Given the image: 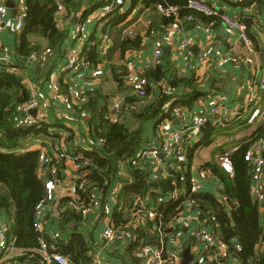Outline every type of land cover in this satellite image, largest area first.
Listing matches in <instances>:
<instances>
[{
  "label": "crops",
  "instance_id": "1",
  "mask_svg": "<svg viewBox=\"0 0 264 264\" xmlns=\"http://www.w3.org/2000/svg\"><path fill=\"white\" fill-rule=\"evenodd\" d=\"M4 1L6 4L15 3V0ZM208 1L222 6L228 15L239 17L247 23L249 26L248 36H250L253 45L252 51L248 50L239 31L229 30L216 18L209 17L207 20H203L195 15L194 21L186 22L183 25L181 33L173 25L165 27L159 23L163 16L158 12L157 5L156 7L152 5L148 9L140 2L131 8L128 1L124 6H118L114 9L115 12L121 14L127 13L126 20L119 24L118 28H125L123 32L130 38L141 36L142 45L139 49L130 48L123 54L120 49L111 51L114 47V31L108 23L116 16L115 12L107 20H100L95 14L101 7L100 3H103L101 0H63L66 11L60 18H55V22L58 29L66 33V37L57 48L52 49L48 65L44 69L29 62L28 56L20 57L16 54V35L20 31L17 32L10 26H5L1 39L4 48L12 60L17 63L19 74L24 77L26 87L30 92L36 93L39 101L37 118L47 125L61 124L56 129L57 134L51 133L54 139L52 142H62V149L70 153H78L85 146L86 139L90 138L91 113L85 111L82 114L75 109L78 97L82 92L91 87L99 89L107 99L110 113L114 110L116 101L126 102L127 99L136 96L134 90L127 86L124 80V74L129 72L128 62L134 64L132 71L144 74L146 69L156 65L154 55L157 50H160L162 51V59L168 63L169 75L196 80L205 91V95L197 100L190 109L180 108L179 115L174 114L170 121L164 120L159 128L156 127L153 119L143 122L137 120L133 114L134 110L123 112L119 121L126 123L133 129L141 126L140 128L143 129L141 148L154 147L160 145L170 134L183 133V130L190 126L196 114L209 111L214 104H220L222 112L228 115L221 124L211 121L213 125H217L216 135H213L214 141L211 144L199 145L203 133L196 136L188 129V132L184 134L186 161L183 168V173L184 170L188 169L192 181H198L202 185L201 189L194 193H204L209 196L207 199H199L196 206V210L203 215L205 222H195L190 226V229L203 225L208 231H215L219 235L218 228L215 230L217 226L211 215L217 208L218 202L226 207L229 214H231L232 205L228 201H224L223 185L220 180L210 170L203 169V165L208 162H216L220 166V156L224 152L233 153L242 144L249 142L258 128L263 127L264 129V88L259 90L257 104L247 106L251 78L261 79L264 76V5L255 3L245 5L242 3L243 0L236 2L229 0ZM90 10V15L85 20H81L84 13ZM12 12L11 9L10 15ZM78 24H83L84 30L89 36L83 44L73 36L74 29ZM189 24H196V27L189 30L186 27ZM130 31L133 34H130ZM104 34L110 36L105 52H103L100 43ZM183 37L192 41L185 53H182L179 48L180 40ZM34 40L41 45L47 44L46 39L39 35H36ZM93 42L100 43V53L105 58L103 62L95 66L85 63L83 69L75 74L64 71L70 49L76 47L84 51L86 45L93 44ZM217 51L223 55L239 58L240 63L235 64L232 61L220 63ZM185 55H187V59L184 57ZM61 80L67 85V88H62ZM169 89L167 80L153 83L150 94L143 100V103H140L138 109L158 98L162 92H169ZM177 91L184 94L188 92V88L181 87L175 90V92ZM66 92L67 94H65ZM20 115L30 114L21 112ZM262 139H264V135ZM32 143L33 139L30 136L22 142L23 149L42 151L40 146ZM46 150L50 155L54 154L50 146ZM38 171L40 177L45 178L43 172ZM90 172L88 168V174ZM61 174L62 179L72 181L77 175L74 164L70 161L62 162ZM123 174L128 177L127 169ZM168 176H165L164 179ZM0 190L7 192L1 183ZM88 192L89 194L94 193L98 201L93 203L86 220L82 218L79 212L71 209L67 210L71 211L73 216L71 219H66L64 215L60 216L59 208L63 204L61 199L57 203H48L44 207L40 216L43 218L46 235L58 233L65 245L72 240L74 235L80 236L87 245L86 255L91 260V264H96L97 261L105 264H136L135 259L130 257L129 247L126 244L117 238L108 239L104 235L108 226L117 227L124 223L118 224L114 219L116 206L107 199L109 191L103 193L102 189H98L91 183ZM211 197L217 203L212 202ZM139 199L147 210L148 226L154 228V231L148 229L146 239L141 241L159 244V223L155 222L158 213L157 202L150 197L143 199L139 197ZM117 210L121 211L119 208ZM123 215L127 222L128 214L123 212ZM0 220V226L7 225L11 229L14 225L12 218L1 215ZM218 237L221 238L220 235ZM182 242L180 264L183 260L182 255L187 249L195 257L191 264H218L211 250H208L204 244L196 243L191 238L190 230ZM232 243L236 245L237 240H232ZM166 247L168 249L173 248L170 244H167ZM262 248L259 250L261 251ZM136 251L137 249L132 252V255L137 259ZM220 251L223 258L228 260L239 259L236 253L230 252L226 244L220 247ZM21 256L22 251L20 249L0 247V264H14ZM29 264L36 263L30 262ZM137 264H139L138 259Z\"/></svg>",
  "mask_w": 264,
  "mask_h": 264
},
{
  "label": "trees",
  "instance_id": "2",
  "mask_svg": "<svg viewBox=\"0 0 264 264\" xmlns=\"http://www.w3.org/2000/svg\"><path fill=\"white\" fill-rule=\"evenodd\" d=\"M188 1L131 0L130 5L132 8L141 2L148 9L152 5L158 4L175 6L179 8L181 17L194 14L203 20L209 18L186 8ZM242 3L264 5V0H243ZM103 4L104 2L100 3V6ZM25 6L26 20L23 29L16 35V54L20 57H27L47 48H57L66 37V33L59 30L55 22L54 12L57 8V1L25 0ZM90 13L91 10L85 12L81 20H85ZM115 14L116 16L108 23L114 31V47L111 51L120 49L123 54L130 48L139 49L142 45V37L130 38L124 34L125 28H118V25L126 20L127 13L115 12ZM159 23L167 27L174 24V19L163 17ZM36 35L44 37L47 44L41 45L35 41ZM83 55L85 63L90 66L98 65L105 59L100 53V43L87 44ZM169 71L168 63L164 59L156 63L154 67L145 70L143 75L152 84L167 80L170 89L169 92H162L158 98L142 108L134 110L133 114L137 120L143 122L153 119L156 127L159 128L164 120L173 119L175 108L190 109L197 100L205 95V91L196 80L169 75ZM127 74L128 71L124 75ZM61 85L62 88H67L62 80ZM181 87L188 88V92L184 94H180L179 91L175 92ZM150 89L151 87L148 89V94H150ZM85 96L88 98L87 102L79 103L75 109L79 113H83V110L91 113L89 137L94 142V146L92 149H81L74 154L83 155L84 158L81 162L90 161L91 166L88 168L91 172L87 178L92 185L106 193L116 182H120L123 186L120 199L125 204L131 202L135 197L141 199L150 197L157 202L158 213L155 222L159 223L164 230L169 229V225L181 210L182 200L165 199L176 186L185 188L186 193L197 201V205L199 199L209 198L204 193H191L192 178L188 169L184 170V173L183 171L182 173L170 171L168 178L158 181L157 187L153 186L149 159L145 158L136 164L140 150L153 147L148 145L149 147L141 148L143 144L141 126L133 129L122 121L111 122L107 119L106 115L110 113L107 99L99 89H95L94 92L86 91ZM30 99L31 92L26 87L21 74L0 71V183L7 190L6 193L0 190V210L4 217L13 219L14 225L9 229L8 237L14 241V246L22 251V256L18 260L26 264L30 262L40 264L42 257L35 250L39 248L41 234L36 231L34 225L37 221L36 205L44 198L46 187L38 171L40 151L24 150L22 142L34 135L52 136L51 133L57 134L56 129L61 124L41 123L40 127H17L16 118L21 114V108ZM139 101L140 98L135 96L127 99L126 102L137 103ZM216 128L217 125L208 122L203 127V136L199 145L211 144L214 141L213 135ZM263 135V127L258 128L249 142L242 144L230 154L233 175L223 170L216 162H208L203 165V169L210 170L220 180L223 185V195L232 205L231 214H229L226 207L218 202L217 208L211 215L217 226L215 230L217 228L222 230L223 242L227 244L232 254H238L242 264H264V250H259L261 247L264 248V200L260 203L253 198L251 191L252 167L245 160L246 153L254 144L263 140ZM120 161L125 162L128 177L121 173ZM82 196L88 203L89 192H83ZM61 200L62 203H65L63 198ZM211 201L217 203L213 197H211ZM117 209L116 206L114 219L118 224L126 223L123 212H119ZM64 216L68 220L73 217L71 211H66ZM148 229L154 231L153 226H148L146 222L145 227L135 231V240L128 246L130 257L135 259L136 264L138 258L136 259L132 252L135 249L138 250L145 243L141 240L146 239ZM44 237L48 239L49 236L45 234ZM234 239L237 240V247L232 243ZM86 246L80 236L74 235L67 245L63 240H60L57 252L69 257L72 264H91V260L86 255Z\"/></svg>",
  "mask_w": 264,
  "mask_h": 264
},
{
  "label": "built area",
  "instance_id": "3",
  "mask_svg": "<svg viewBox=\"0 0 264 264\" xmlns=\"http://www.w3.org/2000/svg\"><path fill=\"white\" fill-rule=\"evenodd\" d=\"M57 8L54 12L55 18H60L66 11L63 0H56ZM104 4L95 12L98 19L107 20L113 13L115 7H122L126 2L131 0H101ZM230 2H236L238 0H229ZM15 7L10 15V10L4 0H0V71L8 73H19V67L15 63L8 51L4 48L1 34L5 26H10L14 30L21 31L24 27L26 20V6L25 0H15ZM186 8L195 11L197 13L204 14L208 17L216 18L222 22L229 30L239 31L241 38L245 42L249 51L253 50L252 42L248 36V26L245 21L239 17H232L228 15L222 6H218L208 0H189ZM158 12L166 18H173V26L182 33L183 25L186 22H191L196 19L194 14H188L183 17L180 16L179 8L175 6H163L157 5ZM150 23V22H149ZM154 33V31H152ZM130 34H133L130 31ZM73 36L82 44L89 38L88 34L84 30L83 24H78L73 32ZM110 36L104 34L100 40L101 48L103 52L108 47ZM180 50L185 53L192 41L189 38L183 37L180 40ZM52 49H45L41 52L32 53L28 56V61L36 64L39 68L44 69L47 67ZM220 63H226L232 61L235 64L240 63V59L233 56L223 55L217 51ZM156 63L162 59V51L157 50L155 52ZM187 59V55L184 56ZM85 65L83 49L73 47L70 49L67 63L64 66V71L75 74L79 70L83 69ZM127 67L129 69L128 74L125 76V84L134 90L136 96L140 98L137 103H127L116 101L114 103V110L106 115V118L111 122H118L120 116L125 111L137 110L140 103L148 97V89L152 87V83L143 74L135 73L133 70V62H128ZM250 92L247 98V106L256 105L259 99V90L264 88V76L261 79L251 78L249 85ZM89 92H94L95 87H91ZM86 91L80 94L76 104L87 102L88 98L85 96ZM68 101V99H66ZM39 101L35 92H31V99L21 108V112L26 114L29 110L38 108ZM181 109L175 108L174 114L179 115ZM85 111L83 110L84 114ZM228 114L222 112L220 104H214L209 111L198 113L193 117V121L186 129L181 132H175L170 134L169 137L164 140L160 145H156L151 148H145L140 150L137 155L139 164L141 160L147 158L150 161L151 180L158 182L168 176V171H174L176 173H182L186 156L184 153L185 138L184 134L191 131L192 134L199 136L203 127L213 121L216 124H221L227 118ZM255 121V120H252ZM41 120L31 115H19L16 118L17 127H31L41 126ZM1 135V133H0ZM34 145L41 147L40 152V166L39 170L43 172L45 178L43 182L46 187V193L44 198L36 205L37 221L35 223V229L41 234L39 239V248L35 250L42 257L40 264H72L70 258L57 252L58 245L60 243V236L58 233L49 234L48 239L44 237L46 229L44 227L43 218L40 216L42 210L48 203H57L59 199H64V202L59 208V215L63 216L68 210H74L79 212L83 219H87L91 211L93 203L98 201L94 193L89 194L86 198L82 196L83 192H88L91 187L90 180L87 178L88 167L91 166L89 160H83V155L70 153L62 149V142H52L53 136L46 134H39L31 136ZM51 147L54 152L50 155L46 149ZM94 142L90 139H86V144L83 149H92ZM163 155V157H162ZM245 160L248 161L252 167L251 171V191L254 199L258 202L264 200V139L259 143L254 144L252 148L246 153ZM70 161L74 164L76 169V177L72 181L62 179V162ZM121 173H124L126 164L124 161H120ZM220 166L229 174L233 175V166L230 159V152H224L220 156ZM184 179V177H183ZM67 181V182H66ZM202 185L198 181H192L191 193L200 190ZM122 184L116 182L109 191L107 199H109L119 210L128 214L127 222L117 227L108 226L104 235L108 239L117 238L121 240L126 246H129L135 238V231L139 228L145 227L147 222V210L143 206L139 197H135L131 202L125 204L121 202L120 196L122 193ZM167 200L173 199V201H181L180 212L173 221V224L169 226V229L164 230L158 225L159 232V244L144 243L136 251V256L139 259V264H180L182 254V239L185 237L188 230H190V236L198 244H204V246L211 250L216 257L218 264H242L238 259L228 260L221 255L220 247H222L223 240L218 237L219 235L214 231H208L203 225L196 227L190 226L195 222H205L202 214L196 210L197 201L192 198L190 194L186 193L185 188L176 186L171 194L168 195ZM224 201H228L224 197ZM124 204V205H123ZM2 212L0 210V218ZM9 228L7 225L0 226V247L16 249L14 241L8 237ZM167 244L173 246L168 249ZM227 245V244H226ZM237 247V244L235 245ZM262 248L261 251H263ZM14 264H26L16 260ZM96 264H105L97 261Z\"/></svg>",
  "mask_w": 264,
  "mask_h": 264
},
{
  "label": "water",
  "instance_id": "4",
  "mask_svg": "<svg viewBox=\"0 0 264 264\" xmlns=\"http://www.w3.org/2000/svg\"><path fill=\"white\" fill-rule=\"evenodd\" d=\"M7 6H8L9 8H11V9H13V8L15 7V5H14L13 2H12L11 4L8 3ZM155 7H156V5H155ZM186 27H187V29L190 30V29L195 28V27H196V24H189V25H187ZM28 113H29L31 116H33V117H37L38 109H37V108L31 109V110H29ZM162 157H163V155H162ZM152 185L155 186V187H157V186H158V183H157V182H153ZM0 221H1V220H0ZM212 224H214V222H212ZM217 231H218L219 235L221 236V234H222V230H221L220 228H218ZM151 244H153V243H151ZM236 256H238L237 253H236ZM182 258H183V260H182V264H191V262L194 260L195 257L192 256V255L190 254V250L187 249V250L183 253Z\"/></svg>",
  "mask_w": 264,
  "mask_h": 264
},
{
  "label": "bare ground",
  "instance_id": "5",
  "mask_svg": "<svg viewBox=\"0 0 264 264\" xmlns=\"http://www.w3.org/2000/svg\"><path fill=\"white\" fill-rule=\"evenodd\" d=\"M135 240V239H134Z\"/></svg>",
  "mask_w": 264,
  "mask_h": 264
}]
</instances>
